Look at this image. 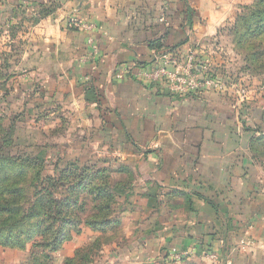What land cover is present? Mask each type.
<instances>
[{
  "label": "crops",
  "instance_id": "crops-1",
  "mask_svg": "<svg viewBox=\"0 0 264 264\" xmlns=\"http://www.w3.org/2000/svg\"><path fill=\"white\" fill-rule=\"evenodd\" d=\"M239 4L0 0L6 125L41 138L35 156L50 170L102 176L125 208L120 243L93 249L95 264H212L209 252L219 264H264V163L253 150L264 143V66L238 51ZM160 38L221 88L181 96L141 81ZM104 229L83 227L56 257ZM23 252L2 250L0 264H23Z\"/></svg>",
  "mask_w": 264,
  "mask_h": 264
},
{
  "label": "trees",
  "instance_id": "trees-1",
  "mask_svg": "<svg viewBox=\"0 0 264 264\" xmlns=\"http://www.w3.org/2000/svg\"><path fill=\"white\" fill-rule=\"evenodd\" d=\"M252 14L248 17L239 15L235 28L233 30L235 41L238 45V49L244 53V42L245 34L254 35L255 33L259 34L260 31H264V16L261 18L260 11H253ZM252 21H256V24L251 25ZM243 30V31H242ZM162 39L150 42V50L156 52H172L173 54L179 55L175 50L169 49L163 46ZM247 47V46H246ZM263 52L259 55L257 54H248L245 53L246 61L250 67L253 69L261 68L264 66V58L261 59V55L264 57V48ZM260 56V57H259ZM257 58V65L251 66L250 63ZM1 76V74H0ZM1 78V77H0ZM7 133L3 137L14 138L15 129L11 125L5 126ZM4 145L0 146V150H3ZM258 155L259 159L264 163V143L259 145L258 148L253 149ZM3 161V162H1ZM4 161H19L23 162L24 165L27 163H33V179L36 181L35 186L32 188L33 202L25 207L20 202L16 206L9 205L10 199H5L4 195H10L12 202L16 200L13 197H19L22 194V188H12V186L0 185V198L3 197L0 202V213H4L6 216L3 220L4 225H11L10 231L3 236L0 233V247L5 249L17 248L20 250H25L27 244L32 243L30 249H40V250H49L51 252H58L63 244L71 241V239L79 235L83 227H91L94 229L105 228L107 225L112 224L113 219H111V208L113 204L116 205L114 194L111 190L107 188L106 179L102 176L89 174L88 172L83 171L82 169H77L76 166L70 165L63 170H58L54 168L50 170L49 162L40 159L39 157L33 156L31 154H12L8 152L6 157L4 155L0 156V170L1 165ZM22 171V170H21ZM18 171L16 174L17 177L24 175V172ZM23 173V175H22ZM3 178L2 181H4ZM33 180V181H34ZM46 192L49 195L48 200H45L43 194ZM20 194V195H19ZM59 197V199H57ZM89 200V203L87 204ZM90 206L93 210V216H86L85 219L80 218L78 215L84 214L86 206ZM23 206V207H22ZM14 207V208H12ZM54 224L59 228L54 233L50 241L46 242L44 238V233L49 231L50 228H46L42 232V228L45 227L46 223ZM26 223V227L29 226L32 222V226L28 230L20 229L21 223ZM19 227V228H18ZM41 231V232H40ZM13 232L16 234L18 239L21 237L23 240L19 244H14L12 242V237L14 238ZM99 247V244L95 246ZM93 248L87 247L79 250V264L89 263L92 259V256L95 254L92 253ZM92 254L91 257L87 255ZM76 257V255H75ZM76 261L74 259H65L63 263L65 264H74Z\"/></svg>",
  "mask_w": 264,
  "mask_h": 264
},
{
  "label": "rangeland",
  "instance_id": "rangeland-1",
  "mask_svg": "<svg viewBox=\"0 0 264 264\" xmlns=\"http://www.w3.org/2000/svg\"><path fill=\"white\" fill-rule=\"evenodd\" d=\"M240 4L239 7L237 8L238 10V16L239 14L244 18L248 17V15L252 14L251 12L255 11H260L261 12V18H263L264 16V0H239ZM237 22V20H236ZM256 24V21H252L251 25ZM243 31V30H242ZM235 40V37H234ZM244 54L248 52V54H257L259 55L261 52H263L264 48V31H260L259 34L255 33L254 35H250L249 34H245V42H244ZM247 46V47H246ZM238 51L241 53V50L238 49ZM262 57H260L261 59H263V55H261ZM259 63H257V58H255L250 65L254 66L257 65ZM1 74V73H0ZM1 77V76H0ZM2 78H0V98L3 97L2 94ZM6 121L3 120L2 116L0 115V146L4 145L3 150H0V156L4 155V157H6L8 152H11L12 154H16V153H20V154H31L33 156H35V154H40L42 155V150H40L39 148H36L35 144L38 145H42L41 142L39 141L41 138H6L3 137L5 135V132L7 133V129H6ZM22 130V129H21ZM23 132V130L21 131ZM20 132V133H21ZM19 137H22L19 136ZM38 141V142H37ZM47 148V147H46ZM45 148V149H46ZM47 150V149H46ZM48 151V150H47ZM42 160H46L44 158H40ZM3 162V161H1ZM13 163L12 161H10L8 163V161H4L3 165H1V170H0V185H4V186H12V188H22V194L21 196L17 197H13V199H15V202H12V198L10 197V195H4L5 199H10V203L9 205L12 206H16L18 204V202H20V204L25 207L21 208V210H23L24 208H28V206H30V204L33 202V194H32V188L35 186L36 181L33 179V163H27L24 165L23 162H19L16 161L14 162L15 164H11ZM48 163V162H47ZM23 171L24 175L22 173L23 176L21 177H17L16 174L18 173V171ZM21 171V172H22ZM4 179V181H2ZM34 180V181H33ZM20 195V194H19ZM43 197L45 200H48L49 195L46 192V194H43ZM3 197L0 198V200L2 201ZM57 199H59V197H57ZM0 201V202H1ZM50 201V200H48ZM89 203V200L87 202V204ZM14 208V207H12ZM86 210V212L84 214H80L79 213V217L85 219L86 216L88 217H92L93 216V210H91L90 206H86V208H84ZM124 207H121L120 205H114L111 208L112 211V216L111 219H113L112 224L107 225L105 227L104 230H102L100 232V235L98 238H96L95 240H93V242L89 243V247H92L93 249L97 248V245L95 246V244H99V247L102 245H113L115 243H120L119 240L121 238L120 234L121 233V223H120V215L123 213L124 211ZM5 214L4 213H0V233L3 234V236H5L6 233H8L10 231L9 228H11V225H4L3 220L5 218ZM20 229L23 230H28V228L30 226H32L33 222L26 227V223L22 224V222L20 223ZM19 228V227H18ZM46 228H50L49 231L44 233V238L45 241L48 242L51 240V238L53 237L54 233H56V230L59 228L58 226H54V224H50L49 219H48V223H46L45 227L42 228V232L45 231ZM41 232V231H40ZM14 238L12 237V242L15 244H19L20 241H22L23 239L21 237H19L18 239L16 234L13 232ZM1 242V241H0ZM32 246V243L27 244V246H25V250H24V259L22 258L23 264H65L63 263V258L60 257H56V253L55 252H51L49 250H40V249H30V247ZM2 250H6L4 247H0V252ZM78 249L75 253L74 256L69 258V259H74V261H76L74 264H79V253ZM94 253V252H92ZM76 255V257H75ZM92 254L87 255V257H91ZM22 257V256H21ZM98 256H92V259L89 263L87 264H95V260L97 259ZM68 259V258H67ZM63 260V261H62ZM7 263V262H6ZM83 264H86L85 261H83Z\"/></svg>",
  "mask_w": 264,
  "mask_h": 264
},
{
  "label": "built area",
  "instance_id": "built-area-1",
  "mask_svg": "<svg viewBox=\"0 0 264 264\" xmlns=\"http://www.w3.org/2000/svg\"><path fill=\"white\" fill-rule=\"evenodd\" d=\"M164 16L160 21H164ZM91 43L92 41L89 40ZM195 56L192 52L184 56L173 54L172 52L154 51L153 60L148 66L142 68L138 77L146 85L160 83L166 87L172 94L185 96L194 93L200 89H220L221 84L218 80L209 77L200 78L194 71ZM175 261H180L185 257V252L171 250L170 254ZM205 257L212 264H219L217 255L209 252Z\"/></svg>",
  "mask_w": 264,
  "mask_h": 264
}]
</instances>
